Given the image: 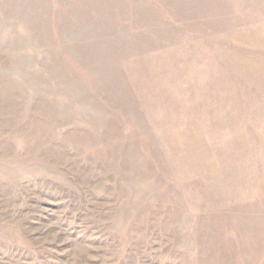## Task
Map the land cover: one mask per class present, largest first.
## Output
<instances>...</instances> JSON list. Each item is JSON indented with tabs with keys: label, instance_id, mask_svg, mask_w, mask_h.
Here are the masks:
<instances>
[{
	"label": "rangeland",
	"instance_id": "obj_1",
	"mask_svg": "<svg viewBox=\"0 0 264 264\" xmlns=\"http://www.w3.org/2000/svg\"><path fill=\"white\" fill-rule=\"evenodd\" d=\"M0 264H264V0H0Z\"/></svg>",
	"mask_w": 264,
	"mask_h": 264
}]
</instances>
